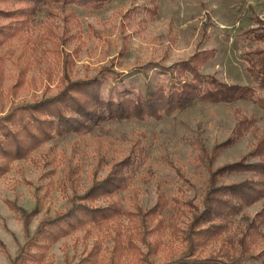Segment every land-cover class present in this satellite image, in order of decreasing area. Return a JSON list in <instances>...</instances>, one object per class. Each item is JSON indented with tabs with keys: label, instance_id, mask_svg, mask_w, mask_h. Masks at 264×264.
Listing matches in <instances>:
<instances>
[{
	"label": "rangeland",
	"instance_id": "1",
	"mask_svg": "<svg viewBox=\"0 0 264 264\" xmlns=\"http://www.w3.org/2000/svg\"><path fill=\"white\" fill-rule=\"evenodd\" d=\"M47 10L20 37L0 48V118L24 103L56 96L69 82L94 77L103 79L102 96L107 100L119 101L126 90L136 96L146 85L163 87L166 95L181 92L191 75L179 76L176 66L204 50L212 52V57L200 64L207 80L203 91L211 88L208 82L212 78L228 85L255 86L244 56L255 47L264 48V41L254 40L248 33L257 27V20L264 21V0H111L98 9H57L52 17ZM9 22L0 18V26ZM255 92L264 97V88ZM243 117L252 119L254 126L218 151L215 168L237 162L253 149L255 136L264 134V110L256 103L198 99L162 119L112 121L85 137L71 134L48 141L30 158L14 162L0 178V240L5 244V248L0 246V264H13L39 222L65 210L72 195L70 170L79 167L75 177L82 193L90 186L95 169L100 176L106 174L138 139L145 153L129 188L119 195L122 204L150 208L161 194L171 201L180 197L201 204L208 175L199 158L201 149L211 154L214 146L233 135ZM257 160L248 157L249 162ZM247 177V173H232L220 180L229 183ZM7 201L28 213L39 208L28 229ZM262 211L264 196L244 208L231 228L245 225ZM259 231L257 244L252 245L262 250L264 218ZM84 234L78 230L62 237L45 250L42 260H19L18 264H79L96 245L100 250L97 264H112L110 235L94 232L85 238ZM31 250L32 254L37 251ZM154 259L161 262L163 257L158 254ZM118 264L133 262L122 257Z\"/></svg>",
	"mask_w": 264,
	"mask_h": 264
},
{
	"label": "trees",
	"instance_id": "2",
	"mask_svg": "<svg viewBox=\"0 0 264 264\" xmlns=\"http://www.w3.org/2000/svg\"><path fill=\"white\" fill-rule=\"evenodd\" d=\"M107 1L111 0H0V18L10 19L8 24L0 26V48L20 37L46 7L48 17H52L57 9L69 6L98 9ZM248 33L254 40L264 41V21L257 20V27ZM210 57L212 52L204 50L176 66L179 76L191 75L182 84L181 92L174 90L166 95L162 94L163 87L146 85L136 96H130L131 90H126L119 101L107 100L102 96L103 79L94 77L69 82L56 96L12 109L0 118V178L14 162L30 158L48 141L71 134L85 137L103 123L162 119L176 110L186 109L198 99L209 103L250 100L264 110V97L255 95L256 88H264V48L255 47L244 56L246 70L255 86L228 85L212 78L208 82L211 88L203 91L207 80L200 72V64ZM253 126L252 119L243 117L233 135L214 146L211 154L201 149L199 158L208 173L201 204L180 197L171 201L166 194H161L150 208L138 203L128 207L122 204L119 195L129 188L145 153L140 139L134 141L127 155L115 161L106 174L100 176L95 169L90 186L82 193L77 190L75 177L79 167L73 168L68 177L72 195L67 207L39 222L13 264L26 259L42 260L48 247L78 230L85 232V238L94 232L109 234L114 243L112 264H118L122 257L133 264H264V249L252 245L257 244L254 242L261 235L259 226L264 211L245 225L231 228L244 208L264 196V134L255 136L253 149L237 162L213 167L218 151L234 144ZM248 157L258 160L249 162ZM232 173H247L248 177L229 183L220 180ZM7 203L21 214L26 229L40 211L37 207L28 213L11 201ZM170 210L174 211L166 215ZM124 220L127 225L123 224ZM0 246L5 248L1 240ZM33 247L37 250L34 254ZM25 250L28 256L24 255ZM99 251L96 245L79 264H97ZM158 254L163 257L161 262L154 259Z\"/></svg>",
	"mask_w": 264,
	"mask_h": 264
}]
</instances>
